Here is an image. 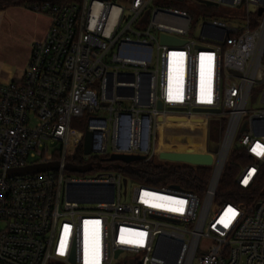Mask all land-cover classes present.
Returning <instances> with one entry per match:
<instances>
[{"label":"built area","instance_id":"built-area-1","mask_svg":"<svg viewBox=\"0 0 264 264\" xmlns=\"http://www.w3.org/2000/svg\"><path fill=\"white\" fill-rule=\"evenodd\" d=\"M192 1L202 13L194 37L184 0L33 6L49 30L23 79L0 83V264H264V185L248 204L215 199L233 152L246 159L239 188L264 176V0ZM166 118L205 124L208 150L181 154L212 165L173 163L210 169L204 193L138 185L123 203L111 157L160 160ZM88 134L85 159L102 157L89 166L104 171L66 176ZM49 163L59 168L7 175Z\"/></svg>","mask_w":264,"mask_h":264},{"label":"trees","instance_id":"trees-1","mask_svg":"<svg viewBox=\"0 0 264 264\" xmlns=\"http://www.w3.org/2000/svg\"><path fill=\"white\" fill-rule=\"evenodd\" d=\"M66 0H0V11L12 6L33 7L36 4L52 3L60 4ZM82 150L71 159V166L77 168L70 171L76 174H85L92 171ZM246 163L244 156L233 152L227 161L222 178L216 194V201L248 204L256 197L264 185V176L261 186L257 189L244 191L236 184V179L241 166ZM119 164V165H118ZM89 168L87 171L84 169ZM115 170L127 175L134 183L154 188L175 187L184 191L202 195L211 177V170L208 168H193L183 165L161 164L156 159L145 161L144 159L125 163L119 161L115 164Z\"/></svg>","mask_w":264,"mask_h":264},{"label":"crops","instance_id":"crops-1","mask_svg":"<svg viewBox=\"0 0 264 264\" xmlns=\"http://www.w3.org/2000/svg\"><path fill=\"white\" fill-rule=\"evenodd\" d=\"M50 25L49 15L33 7L12 6L0 11V83L23 79L32 47L46 37Z\"/></svg>","mask_w":264,"mask_h":264},{"label":"bare ground","instance_id":"bare-ground-1","mask_svg":"<svg viewBox=\"0 0 264 264\" xmlns=\"http://www.w3.org/2000/svg\"><path fill=\"white\" fill-rule=\"evenodd\" d=\"M175 119V118H173ZM165 138L169 142H165ZM205 150V124L195 125L189 121L168 120L159 127V139L156 152H203Z\"/></svg>","mask_w":264,"mask_h":264},{"label":"water","instance_id":"water-1","mask_svg":"<svg viewBox=\"0 0 264 264\" xmlns=\"http://www.w3.org/2000/svg\"><path fill=\"white\" fill-rule=\"evenodd\" d=\"M164 42L168 41L166 38L163 39ZM159 108H161V105H159ZM172 120H179V119H172ZM184 121V120H182ZM92 153L91 148V135L88 134L85 140L84 145V155L88 156ZM160 160L167 161L170 163H188L192 165H204V166H211L213 162V158L211 156L206 155H200V154H181V153H173V152H163L159 156ZM144 157L141 156H124V155H113L111 157L112 161H121L125 163H130L133 161L142 160ZM59 168L58 163H49V164H43V165H35V166H29L24 169L19 170H11L8 172V176H24V175H34L37 173H43L47 171H53L57 170ZM89 168L84 169V171H87ZM68 171H76L77 168L74 166L68 165L67 166ZM75 187L69 188V195L73 197ZM112 200V198H111ZM89 201H96L95 199H90ZM120 252L118 251L116 253V257Z\"/></svg>","mask_w":264,"mask_h":264},{"label":"rangeland","instance_id":"rangeland-1","mask_svg":"<svg viewBox=\"0 0 264 264\" xmlns=\"http://www.w3.org/2000/svg\"><path fill=\"white\" fill-rule=\"evenodd\" d=\"M179 6L181 8H183L184 10L188 11L190 13V15L192 16L193 18V23L195 24L194 26V29L193 31L191 32V36H195L197 33H198V26L200 25L201 23V16H202V13L199 12L197 10V3L192 1V0H184L183 3L179 4ZM207 10H211V9H208ZM219 11H221V14L223 17L227 16V15H231V14H241L240 12H237L236 10L234 9H231V8H228V7H222L219 9ZM226 22H228L226 19H225ZM195 125H198V124H195ZM83 127V126H81ZM206 129V127H205ZM206 137V136H205ZM211 141V137L210 135L208 136L207 140H206V149L208 150L209 148V142ZM165 142H169V140L167 138H165ZM157 147H158V142H157ZM73 153V152H72ZM74 154V153H73ZM77 154H75L76 156ZM230 158V156H229ZM228 158V159H229ZM102 157L98 156V157H95V156H90L87 161L88 162H101L102 161ZM157 160V162L161 163V164H169V165H173V163H170V162H162L160 160H158L157 158H155ZM118 163V162H117ZM103 164H106L105 162H103ZM119 165V164H118ZM104 170H92L90 172H87L85 174H76V173H73V172H70V171H67L66 172V176H71V177H90V176H98L100 174H102ZM114 173L116 174H121L122 178H123V181H122V187H121V201L123 203H129L130 202V198H131V195H132V192L134 190V188L136 186H138L139 184L137 183H134L127 175H125L124 173H122L121 171L119 170H113ZM221 202L219 201H216V205L220 204ZM200 245L203 249L205 250H208L211 246H212V241L211 240H208V239H203L201 240L200 242Z\"/></svg>","mask_w":264,"mask_h":264},{"label":"snow or ice","instance_id":"snow-or-ice-1","mask_svg":"<svg viewBox=\"0 0 264 264\" xmlns=\"http://www.w3.org/2000/svg\"><path fill=\"white\" fill-rule=\"evenodd\" d=\"M209 102H210V101H209ZM258 147H259V146H258ZM253 151L256 152V149H253ZM256 154H257V155H262V154H264V152H257ZM253 171H254V170H253ZM246 182H247V181H245V183H246ZM233 212H234V210H233ZM234 214H235V213H234ZM224 226L227 227L228 224L226 223V224H224Z\"/></svg>","mask_w":264,"mask_h":264}]
</instances>
